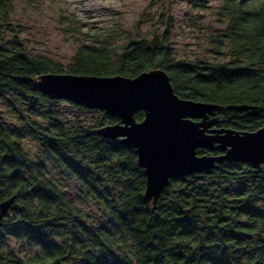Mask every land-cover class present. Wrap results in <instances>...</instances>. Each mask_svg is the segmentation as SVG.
I'll return each mask as SVG.
<instances>
[{
    "label": "trees",
    "instance_id": "1",
    "mask_svg": "<svg viewBox=\"0 0 264 264\" xmlns=\"http://www.w3.org/2000/svg\"><path fill=\"white\" fill-rule=\"evenodd\" d=\"M13 3L0 0V101L37 157H28L20 134L7 126L0 149L8 165L4 195L24 199L25 212L19 226L2 233L0 264H264V164L224 161L171 180L155 205L146 203L134 150L96 134L117 120L70 102L73 119L41 112L39 103L60 101L39 93L35 80L49 73L134 78L159 69L179 98L218 105L214 114L231 130L256 131L264 127V0H220L219 29L191 60L178 57L166 19L162 30L130 35L118 48L81 43L66 64L19 39L9 26ZM189 4L209 8L206 0ZM231 105L254 106L256 113L227 110ZM84 111L100 117L88 124L79 118ZM51 170L75 180L78 193L101 206L97 218L73 204Z\"/></svg>",
    "mask_w": 264,
    "mask_h": 264
},
{
    "label": "water",
    "instance_id": "2",
    "mask_svg": "<svg viewBox=\"0 0 264 264\" xmlns=\"http://www.w3.org/2000/svg\"><path fill=\"white\" fill-rule=\"evenodd\" d=\"M35 80L37 91L50 100L98 110L119 120L102 126L96 134L108 140L120 139L121 144L135 150L137 165L145 176L146 203L155 205L171 180L200 174L224 161L247 163L255 169L264 164V127L253 132L209 129L217 123L211 116L220 107L179 98L163 70L134 78L49 73ZM226 109L256 113V107L248 105ZM137 112L144 113L140 122L135 120ZM199 149L224 153L200 156ZM12 203L13 198L0 201V220Z\"/></svg>",
    "mask_w": 264,
    "mask_h": 264
},
{
    "label": "rangeland",
    "instance_id": "3",
    "mask_svg": "<svg viewBox=\"0 0 264 264\" xmlns=\"http://www.w3.org/2000/svg\"><path fill=\"white\" fill-rule=\"evenodd\" d=\"M206 1L209 8L202 11L193 8L189 0H14L9 26L34 53L66 64L81 43L97 45L106 41L118 48L130 35H150L162 30L167 19L172 26L170 36L178 57L191 60L205 53V36L219 29L216 12L220 0ZM39 108L41 112H56L65 119L78 115L77 110L64 101L39 103ZM0 111L6 115L9 132L20 134L22 148L34 147L28 137L17 130V117L1 101ZM99 117L85 111L79 115L88 124L97 122ZM218 118L220 116L215 114L211 119L220 122ZM51 173L59 189L89 220L97 218L101 206L82 197L75 180L56 170Z\"/></svg>",
    "mask_w": 264,
    "mask_h": 264
},
{
    "label": "flooded vegetation",
    "instance_id": "4",
    "mask_svg": "<svg viewBox=\"0 0 264 264\" xmlns=\"http://www.w3.org/2000/svg\"><path fill=\"white\" fill-rule=\"evenodd\" d=\"M137 113H140V112H137ZM141 113H143V112H141ZM214 116H215V114L213 116H211V118ZM5 117H6V115L2 111H0V149L3 148L4 146H6V142H7V124H6ZM143 117H144V113H143ZM218 120H220V122L213 124L209 129H211V130L213 128L230 129V127H228L224 124L223 119L218 118ZM117 122H119V120H117ZM137 122H140V121H137ZM115 141L120 142V139H116ZM130 148H132V147H130ZM199 150H201V149H199ZM202 151H205L207 153L200 154V156L201 155L218 156V155H222L224 153V152H221L218 150H211V151L202 150ZM27 152L29 154L28 157L30 159H33V160L36 159L37 149H35L34 147H29L27 149ZM134 152H135V150H134ZM6 156H7L6 153H3L0 150V201L6 200L9 198H13V203H12L11 207L8 209V211L4 214L2 219L0 220V239L2 241L7 240V238L3 237L4 235L2 236V233L6 229L5 227L8 225L19 226L22 222V219H20V218L23 216V214L25 212V200L24 199L17 197L16 194L4 195V188L6 187V184H7V181H6L7 173H6V171L8 169Z\"/></svg>",
    "mask_w": 264,
    "mask_h": 264
}]
</instances>
